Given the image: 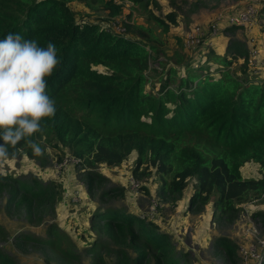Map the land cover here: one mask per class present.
I'll use <instances>...</instances> for the list:
<instances>
[{"label":"trees","instance_id":"trees-1","mask_svg":"<svg viewBox=\"0 0 264 264\" xmlns=\"http://www.w3.org/2000/svg\"><path fill=\"white\" fill-rule=\"evenodd\" d=\"M73 1L95 11L107 10L108 17L120 10L111 0H0V40L19 33L41 47L49 42L56 46L61 63L46 78L56 113L41 122L42 131L37 133L79 160L86 191L92 192L103 178L89 168L100 163L117 166L134 151L132 176L147 178L153 170L160 201L178 199L189 178L194 184L188 209L210 202L218 215L233 216L236 205L258 199L264 192V80L256 79L244 64L245 44L226 39L238 26L219 30L226 39L222 56L209 44L204 50L197 47L212 38L205 35L194 54L178 56V66L157 72L149 68V51L158 54L149 27L124 23L126 33H113L97 23L78 21L69 5ZM166 17L174 23V13ZM151 19L167 30L160 17ZM235 65L238 73L232 69ZM29 149L21 141L8 151L23 150L32 157ZM247 162L257 165L261 174L244 176L241 167ZM61 188L59 181H41L34 175L19 179L0 174L5 209L20 208L29 223L54 212ZM119 190L110 186L105 192ZM252 214L264 224V214ZM88 228V235H96L81 240L82 254L90 256L88 264H145L150 259L153 264H188L185 253L179 256L173 250L168 233L126 210L97 206L89 215ZM13 239L48 246L66 241L64 255L76 262L81 259L75 242L57 225L47 227L44 238L20 232ZM212 246L235 257V243L227 237H214ZM0 264H14L1 249Z\"/></svg>","mask_w":264,"mask_h":264},{"label":"rangeland","instance_id":"rangeland-1","mask_svg":"<svg viewBox=\"0 0 264 264\" xmlns=\"http://www.w3.org/2000/svg\"><path fill=\"white\" fill-rule=\"evenodd\" d=\"M111 1L120 7L119 12L112 17L107 16V10L99 7L95 11L74 1L69 5L78 21L97 23L100 28L111 29L113 33H126L124 23L133 28L149 27L154 34L149 37L152 40L154 38L153 45L158 51L156 56L149 51L150 69L164 72L168 67H176L178 63L175 60L178 56L186 58L189 54H194L192 51L197 47L204 50V44H209L215 54L222 56L225 41L230 38L245 44L248 53L244 64L251 68L256 79L264 80V0H140L137 3L130 0H120L119 3ZM169 12L175 14L174 23H170L166 17ZM235 12L244 13L245 19L242 24L236 25L238 28L226 34V39L221 37V32L211 43L204 40L201 45H184L185 36L191 27L200 26L203 32L199 40L201 41L209 34L210 24L216 23L221 28L225 27L228 18ZM152 16L160 17L168 25L167 30H163L161 25H155ZM256 50L259 51L253 54ZM257 54L254 61L253 57ZM210 61H213L212 58ZM210 67L213 71L215 64L212 63ZM97 69L103 70L101 67ZM232 69L238 73L236 65ZM146 75L150 76L152 84H158L150 70H147ZM32 139L41 146L43 155H35L29 149L32 157H28L23 150H11L7 159L0 160V174L16 175L19 179L34 175L41 181H59L62 184L61 200L55 204L54 212L46 214L37 223H29L20 208L5 209L4 197L0 192V227L3 233L0 236V249L14 259V264H88L90 256L82 254L81 240L86 236H89L88 239L96 236L86 232H91L88 218L97 206L123 209L144 221L155 222L161 231L170 236L176 254L180 256L185 253L188 264H255V260L244 254L243 249L256 246V240L264 242V224L261 217L252 214L255 211L264 214V195L236 205L238 210L233 216L226 212L218 215L213 211L210 202L194 210L188 209V198L194 184V180L189 178L178 199L173 202L160 201L157 195L158 176L153 170L147 178L132 176L136 159L134 151L117 166L107 167L100 163L89 168L103 178L88 193L79 160L58 167V163L65 156H69L66 149L61 150L54 140L43 133H36ZM203 144L205 142L201 138V145ZM259 169L252 162H247L241 167V172L244 176L258 175L261 174ZM110 186H116L120 190L106 193ZM50 225L59 226L75 242L81 252L80 263L62 252L66 241H61L60 245L48 246L29 242L15 243L13 239L20 232L44 238V230ZM214 237H227L235 243V257L229 258L222 250L214 248ZM128 251L133 257L134 253L130 248ZM110 260L111 258H107L108 263ZM145 264H153V260L150 259Z\"/></svg>","mask_w":264,"mask_h":264},{"label":"clouds","instance_id":"clouds-1","mask_svg":"<svg viewBox=\"0 0 264 264\" xmlns=\"http://www.w3.org/2000/svg\"><path fill=\"white\" fill-rule=\"evenodd\" d=\"M57 51L51 42L41 47L19 33L0 40V160L7 159L8 149L21 141L35 155H43L32 137L42 131L41 122L56 113L46 78L61 63Z\"/></svg>","mask_w":264,"mask_h":264},{"label":"built area","instance_id":"built-area-1","mask_svg":"<svg viewBox=\"0 0 264 264\" xmlns=\"http://www.w3.org/2000/svg\"><path fill=\"white\" fill-rule=\"evenodd\" d=\"M119 1L120 0H113V2H115V3H119ZM244 16H245L244 13L235 12V13H233V15L231 17L228 18L227 24H225V25L228 26V25H233V24L234 25L242 24V22L245 19ZM220 28L221 27H219V25H217L216 23L210 24L208 35L210 37L216 36L218 34ZM202 36H203V32L201 31L200 26H193L190 28V30L188 31V33L185 36L184 45L187 47H190L196 43L199 44L198 42H200L199 40ZM258 51L259 50L254 51L253 54H255ZM257 57H258V54L253 57V60L255 61V59ZM76 162H78L77 158L72 157V156H65L58 163V167H60L61 165H66L69 163L71 164V163H76ZM262 195H264V192L261 193V196ZM261 249H262V251H261ZM243 253L248 255L249 257H252L255 260V264H261L263 259H264V242L262 240H256V246H249V247H247V249H243Z\"/></svg>","mask_w":264,"mask_h":264},{"label":"crops","instance_id":"crops-1","mask_svg":"<svg viewBox=\"0 0 264 264\" xmlns=\"http://www.w3.org/2000/svg\"><path fill=\"white\" fill-rule=\"evenodd\" d=\"M217 35H218V34H217ZM217 35H216V36H217ZM216 36H214V37L208 39V42L211 43V41H212ZM212 239H213V238H212Z\"/></svg>","mask_w":264,"mask_h":264}]
</instances>
